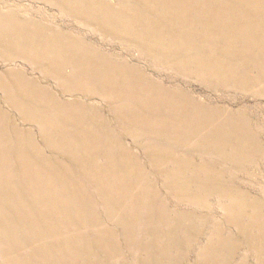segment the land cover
I'll list each match as a JSON object with an SVG mask.
<instances>
[{"label":"rangeland","instance_id":"1","mask_svg":"<svg viewBox=\"0 0 264 264\" xmlns=\"http://www.w3.org/2000/svg\"><path fill=\"white\" fill-rule=\"evenodd\" d=\"M0 264H264V0H0Z\"/></svg>","mask_w":264,"mask_h":264},{"label":"bare ground","instance_id":"2","mask_svg":"<svg viewBox=\"0 0 264 264\" xmlns=\"http://www.w3.org/2000/svg\"><path fill=\"white\" fill-rule=\"evenodd\" d=\"M185 1V0H184ZM212 2V1H211ZM252 5V4H251ZM185 6V5H184ZM218 7V6H217ZM223 7V6H222ZM212 8V7H211ZM193 9V8H192ZM215 9V8H214ZM250 10V9H249ZM215 13V12H214ZM211 19V18H210ZM229 21V20H228ZM241 25V24H240ZM178 101V100H177ZM123 106V105H122ZM182 109V108H180ZM126 118V117H125ZM146 119V118H145ZM147 120V119H146ZM149 120V119H148ZM151 123V122H150ZM164 124V123H163ZM168 125V124H167ZM165 126V125H164ZM98 132V131H97ZM99 133V132H98ZM175 134V133H174ZM100 137V136H99ZM172 137V136H171ZM99 148V147H98ZM125 168V167H124ZM135 170V169H134ZM123 176V175H122Z\"/></svg>","mask_w":264,"mask_h":264}]
</instances>
